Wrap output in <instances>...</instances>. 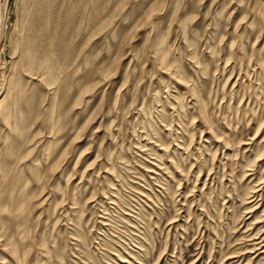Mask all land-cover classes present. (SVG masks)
<instances>
[{
    "label": "rangeland",
    "instance_id": "obj_1",
    "mask_svg": "<svg viewBox=\"0 0 264 264\" xmlns=\"http://www.w3.org/2000/svg\"><path fill=\"white\" fill-rule=\"evenodd\" d=\"M1 14L0 264H264V0Z\"/></svg>",
    "mask_w": 264,
    "mask_h": 264
},
{
    "label": "bare ground",
    "instance_id": "obj_2",
    "mask_svg": "<svg viewBox=\"0 0 264 264\" xmlns=\"http://www.w3.org/2000/svg\"><path fill=\"white\" fill-rule=\"evenodd\" d=\"M3 21H4V18H3V15L1 14L0 15V29L2 28V26H3ZM1 32V31H0ZM262 248H264V247H262ZM259 250H260V248H258ZM264 252V251H263Z\"/></svg>",
    "mask_w": 264,
    "mask_h": 264
}]
</instances>
